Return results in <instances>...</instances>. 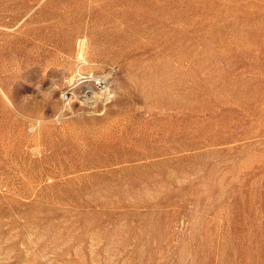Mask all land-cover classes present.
<instances>
[{
    "label": "rangeland",
    "instance_id": "1",
    "mask_svg": "<svg viewBox=\"0 0 264 264\" xmlns=\"http://www.w3.org/2000/svg\"><path fill=\"white\" fill-rule=\"evenodd\" d=\"M0 264H264V0H0Z\"/></svg>",
    "mask_w": 264,
    "mask_h": 264
},
{
    "label": "bare ground",
    "instance_id": "2",
    "mask_svg": "<svg viewBox=\"0 0 264 264\" xmlns=\"http://www.w3.org/2000/svg\"><path fill=\"white\" fill-rule=\"evenodd\" d=\"M88 76H90V75H88ZM82 77H84V76H82ZM94 80H95L96 85L93 84V83H90L89 85H87L89 83L88 79L81 82L82 85H80V87H79L80 88L81 97H83L84 101L85 100L86 101L87 100H91V99L93 101V98H97V97L101 98L102 96H105L107 98V100H108V98L110 97L109 94H110V91H111V87H110V85L108 83L109 82L108 79L107 78H97V79H94ZM85 83H87V84H85ZM73 93L75 95V93H77V91L74 90ZM63 96H65V95H63ZM70 97H69V99H71ZM94 101H95V99H94ZM104 101H105V99H104ZM84 103H86V102H84Z\"/></svg>",
    "mask_w": 264,
    "mask_h": 264
}]
</instances>
